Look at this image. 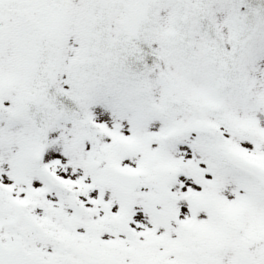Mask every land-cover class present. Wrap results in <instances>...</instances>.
Here are the masks:
<instances>
[{
    "label": "snow or ice",
    "instance_id": "1",
    "mask_svg": "<svg viewBox=\"0 0 264 264\" xmlns=\"http://www.w3.org/2000/svg\"><path fill=\"white\" fill-rule=\"evenodd\" d=\"M0 264H264V0H0Z\"/></svg>",
    "mask_w": 264,
    "mask_h": 264
}]
</instances>
